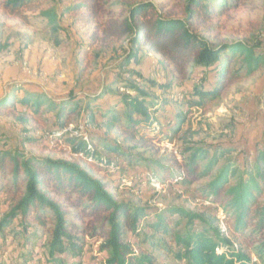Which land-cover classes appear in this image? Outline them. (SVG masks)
Wrapping results in <instances>:
<instances>
[{
	"label": "trees",
	"instance_id": "1",
	"mask_svg": "<svg viewBox=\"0 0 264 264\" xmlns=\"http://www.w3.org/2000/svg\"><path fill=\"white\" fill-rule=\"evenodd\" d=\"M37 1L0 0V11L9 19L28 23L27 14L40 11ZM47 1L58 5L64 0ZM241 3L242 0H182L166 10L150 1H130L123 3L124 17L107 21H101L107 0H73L65 7V13L78 15L77 19L93 30L89 36L93 43L99 33L102 42H123L118 67L126 69L120 71L124 78H113L100 93L87 96L82 109L75 96L55 101L41 93L22 91L21 85L15 90L22 91L21 97L10 99L7 95L0 99V108L10 107L14 113L8 115L12 117L19 106L35 120L53 114L55 127L50 137L56 144L45 145L55 150L62 144L72 157L69 161L26 157L0 149V194L6 193L11 199L8 211L0 218V236L16 224L17 231L13 229L12 233L29 244L37 238V230L44 231L48 235L45 264H84L80 258L86 238L100 242L99 251L105 253L100 264H159L142 245L148 243L153 249H162L166 238L179 248L174 255L176 260L186 264H264V148L241 171L225 159L228 153L224 150L196 146L181 151L185 163L183 175L178 172L177 180L194 183L211 177L200 193L203 200L221 205L225 232L215 219L211 221L182 208L158 210L154 220L143 225L148 218L145 208L117 201L106 185L81 165L98 173L119 175L120 164L135 168L145 163L162 174L167 171L170 178L175 176V157L143 156L165 140L172 143L182 132L186 115L176 113L166 127L165 116L173 101L157 97L156 92H168L170 84L145 79L135 71L143 59L140 52L159 56L175 75L185 78L191 72L200 76L199 85L193 86L184 103L188 111L205 109L221 98L236 72L249 77L264 68V55L249 45L211 44L203 35L208 22L238 9ZM40 17L47 20L53 32L61 30L54 10L40 11ZM232 65L238 68L230 70ZM114 87L118 91L111 89ZM110 96V105L101 109L98 102ZM78 115V122L101 133L86 134L87 141L74 135L68 129ZM18 120L26 123L23 117ZM137 151L140 156L133 155ZM152 180L158 181L148 174V181ZM73 208L80 209V213L69 211ZM81 214L90 222L75 226L69 217L81 220ZM174 217H178L177 221ZM182 220L191 225L199 221L202 228L177 232ZM246 238L256 241L246 246L242 241ZM22 264H34L33 259L23 257Z\"/></svg>",
	"mask_w": 264,
	"mask_h": 264
},
{
	"label": "rangeland",
	"instance_id": "2",
	"mask_svg": "<svg viewBox=\"0 0 264 264\" xmlns=\"http://www.w3.org/2000/svg\"><path fill=\"white\" fill-rule=\"evenodd\" d=\"M72 1L64 0L58 5H53L47 0L37 1L40 11H55L57 25L61 27L56 33L47 26V20L40 17V11L27 14L28 23L9 19L0 11V46L3 48L0 51V99L7 95H10V99H17L22 96V91L41 93L55 101L71 95L80 99L82 109L87 103V96L92 97L100 93L113 78H124L120 71L126 69L120 70L118 67L123 55V42L111 39L102 42V34L99 33L97 41L93 43L89 37L93 30L84 26L77 19L78 15L65 13L64 8L71 5ZM107 1L101 21L119 20L124 17L126 11L123 3L130 1H150L167 10L182 0ZM214 7L218 9V5ZM204 28L206 31H203V35L211 44L241 42L264 55V0H242L238 9L226 11L208 22ZM140 55L143 59L141 64L134 68L135 71L145 79L159 84H170L168 92H156L157 97L173 101L167 109L168 116H165L166 127L170 125L169 121L176 113L183 112L186 115L182 132L172 143L165 140L155 146L157 149L150 150L143 156L145 159L166 155L175 157L177 165H173L176 167L172 169L176 177L170 178L166 176L167 171L162 174L157 168H148L145 163L138 166L139 168H126L120 164L122 170L119 175L106 174L105 171L98 173L91 171L84 163L81 165L102 181L117 201L145 208L148 218L143 225L152 222L153 215L158 210L182 208L192 214L204 216L205 219H215L225 232L227 227L223 221L221 205L203 200L200 193L211 177L194 183H181L177 180L178 172L183 175L185 163L181 151L185 147L196 146L208 147L210 151L224 150L228 153L226 160L229 159L240 171L247 169L254 161L256 152L264 148V68L249 77H245L244 72H236L235 78L228 84L218 101L209 104L205 109L195 108L188 111L184 99L189 97L194 85H199L200 76L188 72L183 78L175 75L159 56L146 51H141ZM237 68L238 65H232L230 70L235 71ZM12 86L15 87L11 90ZM18 87L22 88V91L15 92ZM111 89L118 91L117 87ZM112 99L110 96L100 100V108L108 107ZM8 108H0V149L20 152L26 157L72 160L69 151L64 149L62 144L55 150L48 149L45 145V142L56 144L50 137L55 127L53 114L35 120L19 106L12 117L8 113L14 112ZM20 117H23L26 123L19 121ZM79 118V115L73 118L75 124L71 126V130L74 135L81 133L86 137V134L101 133L78 122ZM32 141H37V144ZM139 153L141 152L137 151L133 155L140 156ZM148 174H153L158 181H148ZM10 200V195L0 194V218L8 211ZM69 211L80 213L78 208ZM80 217L81 220L73 217H69V220L75 226L89 224L88 218L82 214ZM177 219L178 217H174V221ZM200 224L201 222L195 221L191 225L182 220L176 231L183 234L187 228L198 230L202 228ZM15 226L16 224H13L5 231L4 236H0V264H22L23 257L33 259L34 264H45L44 251L48 235L37 230V238L29 245L20 235L12 233L13 229L17 231ZM85 241L86 246L80 260L84 264L102 263L105 253L99 251L100 242L88 238ZM242 241L246 246H251L252 241L256 239L246 238ZM165 245L162 249H153L148 243L142 246L159 264H186L176 260L174 255L179 248L174 241L166 238Z\"/></svg>",
	"mask_w": 264,
	"mask_h": 264
},
{
	"label": "built area",
	"instance_id": "3",
	"mask_svg": "<svg viewBox=\"0 0 264 264\" xmlns=\"http://www.w3.org/2000/svg\"><path fill=\"white\" fill-rule=\"evenodd\" d=\"M71 126L69 127V129L68 130H71ZM80 133V132H79ZM80 136H82L83 137V135L80 133ZM84 138V140H86V137H83ZM87 141V140H86ZM63 147V146H62ZM67 151H69L68 149H67ZM221 228H222V226H221ZM223 229H224V227H223Z\"/></svg>",
	"mask_w": 264,
	"mask_h": 264
}]
</instances>
